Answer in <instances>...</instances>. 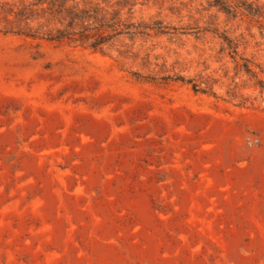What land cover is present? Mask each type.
<instances>
[{
    "label": "rangeland",
    "instance_id": "obj_1",
    "mask_svg": "<svg viewBox=\"0 0 264 264\" xmlns=\"http://www.w3.org/2000/svg\"><path fill=\"white\" fill-rule=\"evenodd\" d=\"M31 1L0 0V264H264L255 22L85 0L137 27L95 49L18 32Z\"/></svg>",
    "mask_w": 264,
    "mask_h": 264
},
{
    "label": "trees",
    "instance_id": "obj_2",
    "mask_svg": "<svg viewBox=\"0 0 264 264\" xmlns=\"http://www.w3.org/2000/svg\"><path fill=\"white\" fill-rule=\"evenodd\" d=\"M212 5L218 6L220 10L232 17L244 15L249 21L255 22L261 37L264 38L263 4L248 0H212ZM11 12H13L11 7L6 8V4L0 5V13L7 15ZM109 13L104 7L90 5L85 0H32L28 3V8H22L16 16H20L19 22H25V26L18 32L26 29L27 31L23 32L28 36L35 37L42 34L52 41L66 39L71 42L88 43L95 49H103L113 37L122 33L123 29L121 30L120 26L137 28L132 23L126 25L120 19L115 20L118 11L107 18ZM27 19L28 23L25 21ZM33 20H41V22L34 28L30 25ZM6 24L13 27V23L9 20H6ZM126 33L135 35L138 32L129 30ZM246 68L247 72H250V69ZM259 83L264 86L261 80Z\"/></svg>",
    "mask_w": 264,
    "mask_h": 264
}]
</instances>
